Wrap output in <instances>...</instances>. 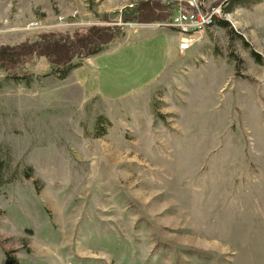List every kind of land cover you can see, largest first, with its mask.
Segmentation results:
<instances>
[{"label":"rangeland","instance_id":"rangeland-1","mask_svg":"<svg viewBox=\"0 0 264 264\" xmlns=\"http://www.w3.org/2000/svg\"><path fill=\"white\" fill-rule=\"evenodd\" d=\"M97 1L0 0V47L123 34L149 0ZM229 1L199 0L228 26L212 18L182 54L175 30L154 29L151 56L127 55L155 73L162 41L167 65L120 99L94 77L113 46L62 82L43 57L29 88L0 70V264H264V0Z\"/></svg>","mask_w":264,"mask_h":264},{"label":"trees","instance_id":"trees-1","mask_svg":"<svg viewBox=\"0 0 264 264\" xmlns=\"http://www.w3.org/2000/svg\"><path fill=\"white\" fill-rule=\"evenodd\" d=\"M263 0H231L226 3V11H231L237 2H257ZM126 10V9H125ZM171 4L165 5L160 0H149L137 5L134 17L125 18L124 21L134 20L138 24L164 23L170 17ZM128 12V11H127ZM214 24L228 26L219 18L214 19ZM113 29L92 27L84 33L75 32L67 37L63 34L47 33L40 35L33 43H23L13 47H0V70L7 74L9 79L16 83H22L29 88L32 82V74L24 71L34 64V59L45 58L50 64V71L44 77H53L58 81H65L71 70L77 67L75 61L99 54L102 48L108 47L123 34ZM231 33H233L231 31ZM240 40L243 41L241 37ZM252 58L258 64L263 63L260 56L252 53ZM237 66L241 65L237 60ZM24 71V72H23ZM1 167V161H0ZM3 173L0 171V183L3 182ZM27 176V175H26ZM6 264H18L12 254L5 255Z\"/></svg>","mask_w":264,"mask_h":264},{"label":"crops","instance_id":"crops-1","mask_svg":"<svg viewBox=\"0 0 264 264\" xmlns=\"http://www.w3.org/2000/svg\"><path fill=\"white\" fill-rule=\"evenodd\" d=\"M46 5L49 4L50 1H56L61 3V5H68V2L65 0H45ZM72 1V0H69ZM97 3L104 5V10H111V4L115 3L113 0H98ZM156 24V23H155ZM154 25H141L138 26V29H129L123 32V35L118 38L115 42L109 44L113 46L114 50H123L120 52H116L110 58H101L98 60L99 68L97 69V74L94 77L97 80V91L103 95L106 99H120L127 95L134 94L133 92L135 89L140 88L143 83L147 80L153 78L152 80L155 81L159 75L163 72L165 66L167 65V61L169 59L168 54V44L167 50L165 51V45L162 41H160L161 45V62L160 64H156V70L154 69L155 73H152V70L145 71L142 66L132 65L135 60H132L128 53H131L133 56L142 57L145 55H152L156 46L153 43H142V40L152 39L155 35L156 30L154 31ZM161 30V31H160ZM159 32L163 35V38L166 36H170V33L166 31V29H158ZM173 31V30H172ZM139 32L137 35L141 36L140 39H136L137 35L132 38L134 33ZM135 38V39H134ZM176 47L178 52V42H179V35L177 33V40ZM118 43V44H116ZM116 44V45H114ZM130 44L129 47L126 48L127 45ZM110 50H112L110 48ZM109 50V51H110ZM140 51V52H139ZM136 52H139L136 54ZM167 53V56H166ZM142 59V58H140ZM107 64V65H106ZM99 77L97 78V75Z\"/></svg>","mask_w":264,"mask_h":264},{"label":"built area","instance_id":"built-area-1","mask_svg":"<svg viewBox=\"0 0 264 264\" xmlns=\"http://www.w3.org/2000/svg\"><path fill=\"white\" fill-rule=\"evenodd\" d=\"M162 4H171L170 17L164 23H156L154 26L167 27L178 33V53L180 54L190 50L196 43L197 34L203 29L204 21L209 18H218L217 8L207 11L204 15L199 0H162ZM135 10L134 4L128 6V11Z\"/></svg>","mask_w":264,"mask_h":264},{"label":"bare ground","instance_id":"bare-ground-1","mask_svg":"<svg viewBox=\"0 0 264 264\" xmlns=\"http://www.w3.org/2000/svg\"><path fill=\"white\" fill-rule=\"evenodd\" d=\"M220 12L219 9H217V14ZM215 19V18H214ZM212 18H209L208 20L204 21V24H203V28H206L208 27L211 23L213 24V22H211Z\"/></svg>","mask_w":264,"mask_h":264}]
</instances>
